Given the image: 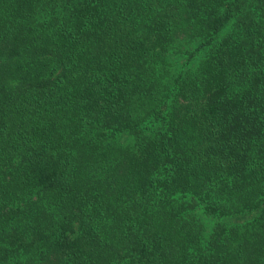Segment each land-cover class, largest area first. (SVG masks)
Wrapping results in <instances>:
<instances>
[{
    "label": "trees",
    "instance_id": "obj_1",
    "mask_svg": "<svg viewBox=\"0 0 264 264\" xmlns=\"http://www.w3.org/2000/svg\"><path fill=\"white\" fill-rule=\"evenodd\" d=\"M0 264H264V0H0Z\"/></svg>",
    "mask_w": 264,
    "mask_h": 264
},
{
    "label": "rangeland",
    "instance_id": "obj_2",
    "mask_svg": "<svg viewBox=\"0 0 264 264\" xmlns=\"http://www.w3.org/2000/svg\"><path fill=\"white\" fill-rule=\"evenodd\" d=\"M203 221H206V226H211L215 222V220L213 221L211 218H208V217L207 218H203Z\"/></svg>",
    "mask_w": 264,
    "mask_h": 264
}]
</instances>
